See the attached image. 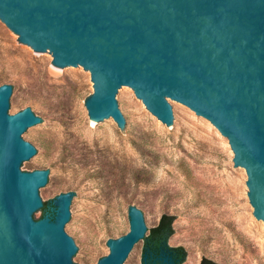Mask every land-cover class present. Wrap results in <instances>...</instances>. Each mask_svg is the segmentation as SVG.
<instances>
[{"label":"water","instance_id":"obj_1","mask_svg":"<svg viewBox=\"0 0 264 264\" xmlns=\"http://www.w3.org/2000/svg\"><path fill=\"white\" fill-rule=\"evenodd\" d=\"M0 17L63 69L90 70L88 107L100 122L136 123L123 89L171 127V100L209 118L247 170L264 220V0H0ZM18 94L0 85V264H80L85 249L72 229L82 196H64L57 218L43 219L56 175L28 167L43 155L31 133L45 119L30 107L14 113ZM150 232V214L133 206L131 230L109 239L98 264H131Z\"/></svg>","mask_w":264,"mask_h":264},{"label":"rangeland","instance_id":"obj_2","mask_svg":"<svg viewBox=\"0 0 264 264\" xmlns=\"http://www.w3.org/2000/svg\"><path fill=\"white\" fill-rule=\"evenodd\" d=\"M19 92L15 112L30 107L45 120L31 133L42 156L28 171L56 175L47 189L43 219L59 214L60 200L77 192L72 234L85 249L77 263L98 264L110 238L131 230L133 206L175 215L169 246L183 245L186 260L203 256L222 264H264V220L254 213L248 173L234 161L229 139L207 117L179 106L172 127L134 89H123L126 112L136 122L97 121L88 107L95 83L85 67L63 69L41 55L0 17V85ZM151 264L145 242L131 264Z\"/></svg>","mask_w":264,"mask_h":264},{"label":"trees","instance_id":"obj_3","mask_svg":"<svg viewBox=\"0 0 264 264\" xmlns=\"http://www.w3.org/2000/svg\"><path fill=\"white\" fill-rule=\"evenodd\" d=\"M52 203V202H51ZM48 203L45 207V212L47 209H51L52 204ZM175 220V215L170 213H163L160 221L155 225L149 235L145 236V252L149 249L155 252L160 251V246L162 244H167L168 238L175 232L173 222ZM176 256V263H181L186 260L187 250L183 245L171 246L170 247ZM152 261V260H151ZM199 264H222L221 262L208 257L203 256Z\"/></svg>","mask_w":264,"mask_h":264},{"label":"flooded vegetation","instance_id":"obj_4","mask_svg":"<svg viewBox=\"0 0 264 264\" xmlns=\"http://www.w3.org/2000/svg\"><path fill=\"white\" fill-rule=\"evenodd\" d=\"M171 246L167 245V244H162L160 246V251L159 252H155L154 250H147L146 253L148 255V259L152 260L153 263L155 264H165L166 255L171 256V258H173V260L176 262V256L174 255L172 249L170 248Z\"/></svg>","mask_w":264,"mask_h":264},{"label":"bare ground","instance_id":"obj_5","mask_svg":"<svg viewBox=\"0 0 264 264\" xmlns=\"http://www.w3.org/2000/svg\"><path fill=\"white\" fill-rule=\"evenodd\" d=\"M97 117H93V123H95L97 121Z\"/></svg>","mask_w":264,"mask_h":264}]
</instances>
